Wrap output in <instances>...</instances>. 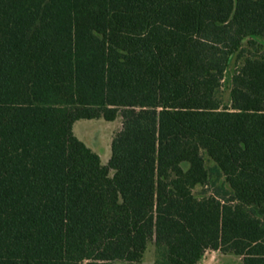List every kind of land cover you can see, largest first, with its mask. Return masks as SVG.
<instances>
[{"label": "trees", "instance_id": "obj_1", "mask_svg": "<svg viewBox=\"0 0 264 264\" xmlns=\"http://www.w3.org/2000/svg\"><path fill=\"white\" fill-rule=\"evenodd\" d=\"M209 251L264 264V0H0V264Z\"/></svg>", "mask_w": 264, "mask_h": 264}, {"label": "rangeland", "instance_id": "obj_2", "mask_svg": "<svg viewBox=\"0 0 264 264\" xmlns=\"http://www.w3.org/2000/svg\"><path fill=\"white\" fill-rule=\"evenodd\" d=\"M235 68L234 58L229 64L226 71L223 87L222 96L224 103L229 101L230 91V78ZM119 128L118 121L106 122L103 119L95 120H79L73 126V133L88 146L92 151L96 152L102 164H106L111 155V140L113 134ZM209 164V163H207ZM199 263L202 264H242L241 260L232 255H223L220 252H207Z\"/></svg>", "mask_w": 264, "mask_h": 264}, {"label": "built area", "instance_id": "obj_3", "mask_svg": "<svg viewBox=\"0 0 264 264\" xmlns=\"http://www.w3.org/2000/svg\"><path fill=\"white\" fill-rule=\"evenodd\" d=\"M198 264H202V263H198Z\"/></svg>", "mask_w": 264, "mask_h": 264}]
</instances>
